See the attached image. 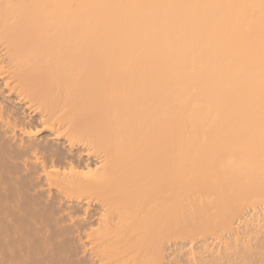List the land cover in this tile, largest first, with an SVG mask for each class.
Masks as SVG:
<instances>
[{
	"label": "bare ground",
	"instance_id": "obj_1",
	"mask_svg": "<svg viewBox=\"0 0 264 264\" xmlns=\"http://www.w3.org/2000/svg\"><path fill=\"white\" fill-rule=\"evenodd\" d=\"M0 264H264V0H0Z\"/></svg>",
	"mask_w": 264,
	"mask_h": 264
}]
</instances>
